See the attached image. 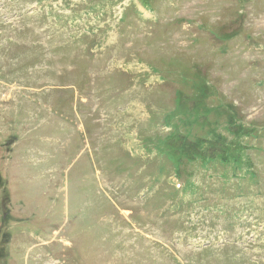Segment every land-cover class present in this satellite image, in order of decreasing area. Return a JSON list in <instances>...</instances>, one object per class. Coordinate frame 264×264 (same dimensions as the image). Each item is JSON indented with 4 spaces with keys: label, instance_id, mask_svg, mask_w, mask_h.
<instances>
[{
    "label": "rangeland",
    "instance_id": "374dc122",
    "mask_svg": "<svg viewBox=\"0 0 264 264\" xmlns=\"http://www.w3.org/2000/svg\"><path fill=\"white\" fill-rule=\"evenodd\" d=\"M0 264H264V0H0Z\"/></svg>",
    "mask_w": 264,
    "mask_h": 264
},
{
    "label": "trees",
    "instance_id": "16d2710c",
    "mask_svg": "<svg viewBox=\"0 0 264 264\" xmlns=\"http://www.w3.org/2000/svg\"><path fill=\"white\" fill-rule=\"evenodd\" d=\"M6 216H4V218H5Z\"/></svg>",
    "mask_w": 264,
    "mask_h": 264
}]
</instances>
